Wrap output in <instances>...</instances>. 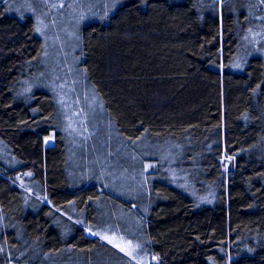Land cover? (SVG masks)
I'll use <instances>...</instances> for the list:
<instances>
[{"label":"trees","instance_id":"1","mask_svg":"<svg viewBox=\"0 0 264 264\" xmlns=\"http://www.w3.org/2000/svg\"><path fill=\"white\" fill-rule=\"evenodd\" d=\"M113 4L83 26L77 65L102 104L97 135L194 172L185 186L144 156L149 264H264V0ZM36 17L0 0V264H146L85 234L104 186L73 177L81 131Z\"/></svg>","mask_w":264,"mask_h":264},{"label":"rangeland","instance_id":"2","mask_svg":"<svg viewBox=\"0 0 264 264\" xmlns=\"http://www.w3.org/2000/svg\"><path fill=\"white\" fill-rule=\"evenodd\" d=\"M12 5L18 11L36 14L38 28L45 36L49 49L58 56L59 63L48 72L47 77L54 71L59 73V79L54 83L56 97L70 124L79 126L81 131V137L77 138L74 146L77 154L74 157L79 159H76L73 177L77 181H95L104 186V189L99 190L101 194L97 208L87 216V226L84 221H81L82 225L120 253L149 264L151 254L147 251V237L143 232L139 211L146 212L148 209L145 203V184L146 170L150 166L144 156L156 157L157 150L146 149V145H141L136 153L128 150L123 142H106L108 140L105 141L104 136L100 140L97 131L101 132L98 130L101 124H94L91 119L97 111H102V104L89 87L83 72L77 70L83 26L90 20L102 19L110 14L113 0H12ZM253 34L256 40L263 41L264 27ZM76 131V128H71L72 134L75 135ZM53 141L52 133L46 138V146ZM155 159L169 163L172 166L171 173L182 184L186 186L191 183L190 178L194 172L187 168H173L178 158L158 155ZM232 160L228 157L226 162L231 163ZM116 196L136 199L138 205L129 208L123 201L117 200ZM207 199L208 195L204 201ZM44 201L48 202L46 199Z\"/></svg>","mask_w":264,"mask_h":264},{"label":"water","instance_id":"3","mask_svg":"<svg viewBox=\"0 0 264 264\" xmlns=\"http://www.w3.org/2000/svg\"><path fill=\"white\" fill-rule=\"evenodd\" d=\"M85 234L88 235L89 237H93L94 236V234L91 231H89V230H86Z\"/></svg>","mask_w":264,"mask_h":264}]
</instances>
